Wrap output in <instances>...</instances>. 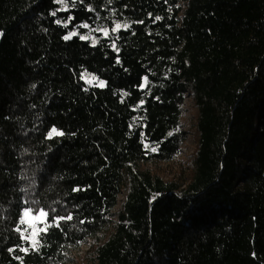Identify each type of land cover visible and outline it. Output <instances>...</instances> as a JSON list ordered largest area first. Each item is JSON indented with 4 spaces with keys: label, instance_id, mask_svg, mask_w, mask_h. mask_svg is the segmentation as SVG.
Returning <instances> with one entry per match:
<instances>
[{
    "label": "trees",
    "instance_id": "trees-1",
    "mask_svg": "<svg viewBox=\"0 0 264 264\" xmlns=\"http://www.w3.org/2000/svg\"><path fill=\"white\" fill-rule=\"evenodd\" d=\"M66 4L0 0V264H264V0Z\"/></svg>",
    "mask_w": 264,
    "mask_h": 264
},
{
    "label": "snow or ice",
    "instance_id": "snow-or-ice-1",
    "mask_svg": "<svg viewBox=\"0 0 264 264\" xmlns=\"http://www.w3.org/2000/svg\"><path fill=\"white\" fill-rule=\"evenodd\" d=\"M58 3L64 4L65 5V9L67 10V4H66V0H57ZM89 11H94L93 9L89 8ZM53 15H55V13H52ZM72 17H69V20H71ZM157 19H160L159 17H157ZM57 23H60V21L58 20ZM65 27H67V24L64 25ZM80 27L83 28H89L90 26L87 23H84L82 25H80ZM129 25H121L119 23H117L115 25V27L112 29L113 32H117L119 31L121 28H128ZM95 31H102L103 35L105 37H108L109 32L106 28H100V29H94ZM79 33L76 31H72L69 32L67 35H65L63 37L64 40H71L73 37L78 36ZM79 39L81 40H91L93 46H95L98 43V40L93 38L91 35V31L89 32L88 35H79ZM113 48L115 49V44L113 43ZM119 62V61H117ZM87 83L92 84L94 81H97L96 77H90V78H85ZM148 85V78L144 77V84L142 85V87H146ZM96 86L98 87H105V82L104 81H97ZM125 95H127V93H125ZM49 138H51L52 136H61L63 135V132L58 131L57 129L53 128L50 132H49ZM152 151H156V148L153 147L151 149ZM53 212H55V209H52ZM24 217H31L32 221H35L39 224H42L43 227L40 228H36V225L33 223H30L28 219H22L21 223L27 225V227L23 230V232H21L22 234V238L29 240L31 242V247L33 250H37L39 248V239L38 237L40 236L41 233H46L47 229L49 227H60V222L64 221V220H71L72 216L69 215L67 217H59V216H53L51 222L48 221V217H49V212L45 211L44 209H39L37 212H33L31 209H28L25 211L24 213ZM31 228L33 229L32 231H28V229ZM17 231H21L20 228L17 229ZM24 232H27V235H24ZM11 251V250H10ZM23 251L27 252V249H23Z\"/></svg>",
    "mask_w": 264,
    "mask_h": 264
},
{
    "label": "rangeland",
    "instance_id": "rangeland-1",
    "mask_svg": "<svg viewBox=\"0 0 264 264\" xmlns=\"http://www.w3.org/2000/svg\"><path fill=\"white\" fill-rule=\"evenodd\" d=\"M101 33L103 34L102 31H101ZM92 37L94 38V36H92ZM90 77L91 76H85L84 79L85 78H90ZM96 83H97V81H94L92 84H96ZM195 115H196L195 109L192 107L190 101H187L186 102V111H185V113H184V115L182 117L183 123L185 125H189V126H185V129H186L187 134H188V136H187L188 138H187V140L185 142V145L183 147V150H184L183 156L189 155L193 151V149H194V147L196 145L195 144L196 143L195 142V137H194L195 136V132L193 131L194 128H195V126H194ZM25 211H24V213H25ZM24 213H23V217L22 218L23 219H28L30 223L35 224L36 228H38L39 227L38 226L39 223H37L35 221H32L31 217H24ZM26 227H27V225H26ZM32 230L33 229H31V228L28 229V231H32ZM84 248L85 247L82 248V251L84 250ZM81 254H82L81 251H73V255L76 257V259H78ZM67 264H73V263H67Z\"/></svg>",
    "mask_w": 264,
    "mask_h": 264
}]
</instances>
